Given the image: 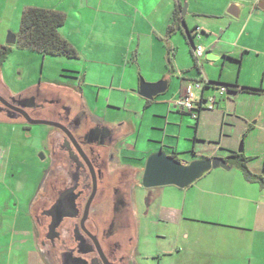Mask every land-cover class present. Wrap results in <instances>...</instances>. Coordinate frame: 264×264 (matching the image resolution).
Instances as JSON below:
<instances>
[{
	"label": "crops",
	"instance_id": "0c3cea01",
	"mask_svg": "<svg viewBox=\"0 0 264 264\" xmlns=\"http://www.w3.org/2000/svg\"><path fill=\"white\" fill-rule=\"evenodd\" d=\"M213 4L208 0L206 3L198 0H0V16L5 20L12 11L14 17H21L27 7L65 15L59 35L77 51V60L93 65L94 77L88 83L87 69L71 67L67 70L79 81L77 86L99 123L115 130L116 159L142 168L146 158L156 152H163L182 164L200 159L224 160L235 153L237 145H232L226 124L234 125L237 121L248 124L254 119L260 122L262 118V112L255 111L250 104L255 99L253 96L264 97V93L244 92L243 88L264 91V81L259 86L243 80L240 75L232 83L222 79V72L219 79L208 77L205 72L209 71V66L204 60L215 61L232 50H237L242 59L253 53L264 56V0H214ZM232 6L237 18L229 14L233 12ZM175 14L181 22L169 33ZM202 16L215 19V24L208 23ZM3 24L0 22V45H4ZM180 33L185 35L189 56L198 66L195 74L190 71L188 59L176 55L180 49ZM116 43L120 44L118 50H115ZM197 46L204 49L198 61L193 56V48ZM162 81L166 82L163 94L152 100L139 95L141 83ZM196 81L237 88L230 98L226 93L217 96L213 88L203 89L199 94L203 98L217 96L215 108L202 109L191 124L184 119L190 116L177 104L185 88ZM211 91L212 94H206ZM205 113L213 114L203 116ZM171 129H177L174 145L167 142ZM183 129L185 133L181 134ZM251 129L250 126L246 133ZM181 135L185 142L191 138L192 146L179 149ZM241 146L243 150V144ZM250 148L245 145L243 155L252 160L256 157ZM233 169L223 170L225 174L214 172L213 176L211 171L206 173L208 178L203 185L196 183L167 194L157 190L154 212L163 220L170 216L181 219L184 213L188 218L195 217L222 236L226 235L224 238L244 245L245 254L240 264H264V189L247 182L239 170L229 176ZM249 170L264 175V170L259 173ZM11 202L4 205L10 210L11 219L5 226L0 222V264H49L37 249L28 212L30 202L25 206Z\"/></svg>",
	"mask_w": 264,
	"mask_h": 264
},
{
	"label": "flooded vegetation",
	"instance_id": "af4514ba",
	"mask_svg": "<svg viewBox=\"0 0 264 264\" xmlns=\"http://www.w3.org/2000/svg\"><path fill=\"white\" fill-rule=\"evenodd\" d=\"M71 83H40L14 96L0 79L1 124L49 127L48 166L28 209L37 249L49 264H136L141 205L151 207L156 189L142 188L144 166L116 159L115 130L99 123Z\"/></svg>",
	"mask_w": 264,
	"mask_h": 264
},
{
	"label": "rangeland",
	"instance_id": "374dc122",
	"mask_svg": "<svg viewBox=\"0 0 264 264\" xmlns=\"http://www.w3.org/2000/svg\"><path fill=\"white\" fill-rule=\"evenodd\" d=\"M198 1L206 3V0ZM208 1H212V5H214V0ZM216 1L219 2V0ZM184 8L185 5H183L182 10ZM202 17L206 21L208 20V23L215 24V19L205 18L207 16ZM5 18L3 20V17L0 16V22H4L1 28L4 29L5 27L3 33L4 45H6L5 40L8 34L16 35L18 33L20 22V17H14L12 11L7 13ZM178 38L180 40V49H177L176 55L180 59H188L192 68L190 71L193 73L196 69L194 68L193 59L189 56L185 35L180 33ZM118 48L120 49V44L116 43L115 50H118ZM204 62L209 66V71L205 72L208 77L219 79L222 72V79L230 80L232 83L240 75L243 80L253 82L259 86L264 81L263 55L247 54L242 59L237 50H232L231 53L226 52L224 56H219L215 61L205 58ZM71 67L87 69L89 72L87 81L88 83L92 82L91 80L94 77L92 73L93 65L90 63L64 57H43L40 54L11 46V52L0 68V79L14 96L40 83H70L73 81L75 85H79L78 80L75 81L76 79L71 78V70H67L71 69ZM251 89L258 90L256 88ZM209 93L212 94L213 92H206V94ZM226 94L229 98L233 97V94L229 92ZM90 95L92 94L90 93ZM253 97L255 99L251 101L250 105L254 107L255 111L262 112L260 122H256L254 119L246 124L245 122H236L231 119L236 123L234 125L226 124L225 129L231 133L232 145L237 143L235 153H239L241 144H243V152L240 154L245 153V145L251 146L252 155L256 158L249 161L247 167L248 169H255L259 173L264 170V97ZM231 100L232 102L234 101L233 98ZM140 108H142V104ZM212 114L205 113L203 116ZM184 119L191 124L195 123L191 117H185ZM216 121L218 122V120ZM250 126L253 129L246 133ZM48 130L49 127L44 125H35L31 127V130H25L18 124L0 123V150L2 152L0 158V222L4 226L7 225L12 216L9 214L10 210H6L4 207L8 201H12V205L20 202L21 206H25L35 196L40 180L48 166V155L46 153ZM170 132L171 134L168 135L170 138H167V142L174 145L177 138L174 133H177V129H171ZM183 133H185L184 129L181 134ZM242 136H245V138L243 137V139ZM183 139L182 135L179 136V149H183L188 145L192 146L191 138L186 142ZM181 159L183 158L181 157ZM186 159H189V157H186ZM237 170L234 168L229 173V176H233ZM214 172L225 174L223 169L213 170L211 175ZM207 178L204 175L193 184L203 185L204 180H207ZM173 188L167 186L155 188L156 190H154H162L165 194L171 190H178ZM11 191L14 192V195H12ZM139 197L141 201V197L143 198L144 194L140 193ZM142 203L143 205L140 204L141 215L137 228V240L135 241L136 252L134 260L136 264H240L245 250L244 245L238 240L224 238L226 235L222 236L219 231L212 230L211 227L195 217L188 218L189 215L186 213L181 219L170 216L163 220V218H158L154 212L155 201L151 207L147 208H144L146 205L144 202ZM20 214L23 217V213Z\"/></svg>",
	"mask_w": 264,
	"mask_h": 264
},
{
	"label": "trees",
	"instance_id": "16d2710c",
	"mask_svg": "<svg viewBox=\"0 0 264 264\" xmlns=\"http://www.w3.org/2000/svg\"><path fill=\"white\" fill-rule=\"evenodd\" d=\"M178 14H175L172 18V25L169 27V33L174 31L173 26L179 24L180 14ZM65 21V15L58 11L27 7L21 13L19 31L16 34V43L14 46L20 50L40 54L43 57L50 56L64 57L71 60L77 59V51L59 35V29L65 24ZM10 52L11 46L0 45V68ZM194 68L198 69V66L194 64ZM208 83L209 82H204V90L208 87L212 88L208 86ZM222 86L227 87V91L229 93L235 92L236 90L234 88H237V86L232 85ZM243 91L264 93L262 90H253L248 88H243ZM201 110L202 109L199 108L197 110V114H199ZM187 114L191 117L189 113ZM250 160V158L245 157L243 154L232 153L226 159H224V162L230 168L238 169L247 182L257 184L262 189H264V175L254 174L249 171L247 163Z\"/></svg>",
	"mask_w": 264,
	"mask_h": 264
},
{
	"label": "water",
	"instance_id": "95a60500",
	"mask_svg": "<svg viewBox=\"0 0 264 264\" xmlns=\"http://www.w3.org/2000/svg\"><path fill=\"white\" fill-rule=\"evenodd\" d=\"M185 9V8H184ZM233 12H229L231 16L237 18L235 6L231 7ZM184 11V10H183ZM184 14V13H182ZM16 43V35L8 34L5 40L7 46H14ZM209 86H220L212 82ZM166 90V82H158L156 84L141 83L139 87V95L147 100H152L159 94H163ZM29 125H47L43 121L28 120ZM240 146L239 153H242ZM2 152L0 150V158ZM230 170V167L220 158L200 159L182 164L174 158L167 156L163 152L150 154L144 163L143 173L141 177V186L144 189H153L160 187L173 186L177 189H186L191 186L206 173L216 170ZM65 264H86L80 259L68 260Z\"/></svg>",
	"mask_w": 264,
	"mask_h": 264
},
{
	"label": "built area",
	"instance_id": "2783aa9c",
	"mask_svg": "<svg viewBox=\"0 0 264 264\" xmlns=\"http://www.w3.org/2000/svg\"><path fill=\"white\" fill-rule=\"evenodd\" d=\"M194 35H197L196 32ZM204 49L201 46H197L193 48V56L196 61H198L201 56L203 55ZM206 83V82H205ZM204 82L198 81V82H193L189 84L181 98L178 100V106L184 110L185 112L189 113L191 115V118L194 120L197 118V110L199 108L207 111H211L215 108L216 105V98L217 96H222L224 93H227V87H224L222 85L220 86H210L215 90L216 95L209 96L207 98H203L202 95L200 96L199 94H202V91L204 89ZM209 86V85H208Z\"/></svg>",
	"mask_w": 264,
	"mask_h": 264
}]
</instances>
